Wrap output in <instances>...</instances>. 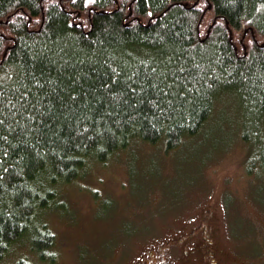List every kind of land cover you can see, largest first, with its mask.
<instances>
[{"label":"trees","instance_id":"1","mask_svg":"<svg viewBox=\"0 0 264 264\" xmlns=\"http://www.w3.org/2000/svg\"><path fill=\"white\" fill-rule=\"evenodd\" d=\"M224 95L264 176V0H0V263L35 264L24 241L54 263L40 217L62 185L136 142L178 148Z\"/></svg>","mask_w":264,"mask_h":264},{"label":"rangeland","instance_id":"2","mask_svg":"<svg viewBox=\"0 0 264 264\" xmlns=\"http://www.w3.org/2000/svg\"><path fill=\"white\" fill-rule=\"evenodd\" d=\"M237 107L224 95L178 148L136 142L62 185L40 217L52 264H264V176ZM11 253L44 264L25 241Z\"/></svg>","mask_w":264,"mask_h":264},{"label":"snow or ice","instance_id":"3","mask_svg":"<svg viewBox=\"0 0 264 264\" xmlns=\"http://www.w3.org/2000/svg\"><path fill=\"white\" fill-rule=\"evenodd\" d=\"M181 71H183V69H181ZM159 84H163V81L160 80L159 78H157V84H152L150 85V90H151V94L156 97L159 98L161 95H167V89L170 88V85H165L164 87H159ZM131 91L135 94L137 89L133 88L131 89ZM141 92L144 91V89L140 90ZM75 95V93L73 94ZM179 95H184V93H179ZM139 103L141 104H147L149 107H159V104L156 103V101L153 100H149L147 96H145V98L143 100H140ZM5 156H7V153H4ZM4 172H7V169L3 170ZM0 175H3V173H0Z\"/></svg>","mask_w":264,"mask_h":264},{"label":"flooded vegetation","instance_id":"4","mask_svg":"<svg viewBox=\"0 0 264 264\" xmlns=\"http://www.w3.org/2000/svg\"><path fill=\"white\" fill-rule=\"evenodd\" d=\"M204 240L206 241V243H205L206 245H209L211 243V241L208 238H204ZM210 264H218V263H216L215 261L212 260L210 262Z\"/></svg>","mask_w":264,"mask_h":264}]
</instances>
